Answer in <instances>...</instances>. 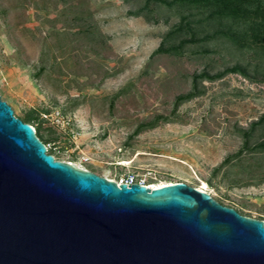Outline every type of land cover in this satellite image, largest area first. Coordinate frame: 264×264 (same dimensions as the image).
Masks as SVG:
<instances>
[{
  "label": "rangeland",
  "instance_id": "374dc122",
  "mask_svg": "<svg viewBox=\"0 0 264 264\" xmlns=\"http://www.w3.org/2000/svg\"><path fill=\"white\" fill-rule=\"evenodd\" d=\"M250 12L233 24L178 0H0V99L37 117L59 161L113 181L205 184L264 221V39Z\"/></svg>",
  "mask_w": 264,
  "mask_h": 264
},
{
  "label": "water",
  "instance_id": "95a60500",
  "mask_svg": "<svg viewBox=\"0 0 264 264\" xmlns=\"http://www.w3.org/2000/svg\"><path fill=\"white\" fill-rule=\"evenodd\" d=\"M0 264H264V221L59 161L0 99Z\"/></svg>",
  "mask_w": 264,
  "mask_h": 264
},
{
  "label": "trees",
  "instance_id": "16d2710c",
  "mask_svg": "<svg viewBox=\"0 0 264 264\" xmlns=\"http://www.w3.org/2000/svg\"><path fill=\"white\" fill-rule=\"evenodd\" d=\"M180 2L193 5L199 9H209L211 17L219 18V20L229 21L233 24L236 23H246L252 17L250 12L252 8H255L256 11L260 12L262 21H260L258 28H253L252 38L255 39L256 36L262 37L264 39V0H178ZM259 9V10H258ZM256 15V14H255ZM251 23V22H250ZM252 25V24H251ZM221 35L227 38L230 41H235V43L242 39L245 36L244 32H239L229 28V30L222 32ZM256 41V40H254ZM262 49H264V44H262ZM37 117L33 115L26 116L22 119L23 122L31 124V121L36 120ZM37 135V130L35 131ZM264 148V143L260 145Z\"/></svg>",
  "mask_w": 264,
  "mask_h": 264
},
{
  "label": "built area",
  "instance_id": "2783aa9c",
  "mask_svg": "<svg viewBox=\"0 0 264 264\" xmlns=\"http://www.w3.org/2000/svg\"><path fill=\"white\" fill-rule=\"evenodd\" d=\"M117 184L125 183V184H133V183H138V184H143L145 185L142 181H135L132 176H127V177H121L117 181H115ZM147 186V185H146Z\"/></svg>",
  "mask_w": 264,
  "mask_h": 264
},
{
  "label": "bare ground",
  "instance_id": "6f19581e",
  "mask_svg": "<svg viewBox=\"0 0 264 264\" xmlns=\"http://www.w3.org/2000/svg\"><path fill=\"white\" fill-rule=\"evenodd\" d=\"M165 184H170V183H165ZM165 184H161L159 186H162V185H165ZM159 186H150V185H148L149 188H156V187H159ZM204 188H205V184H203L202 187L197 188V189L204 191L203 190Z\"/></svg>",
  "mask_w": 264,
  "mask_h": 264
}]
</instances>
